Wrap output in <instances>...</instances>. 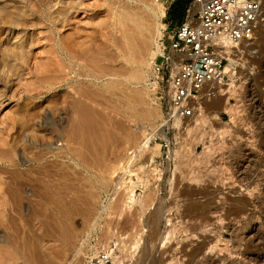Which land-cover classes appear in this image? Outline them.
Masks as SVG:
<instances>
[{
  "label": "rangeland",
  "instance_id": "1",
  "mask_svg": "<svg viewBox=\"0 0 264 264\" xmlns=\"http://www.w3.org/2000/svg\"><path fill=\"white\" fill-rule=\"evenodd\" d=\"M169 9L0 0V264H91L110 241L113 264H264V24L228 102L162 138L148 80Z\"/></svg>",
  "mask_w": 264,
  "mask_h": 264
},
{
  "label": "built area",
  "instance_id": "2",
  "mask_svg": "<svg viewBox=\"0 0 264 264\" xmlns=\"http://www.w3.org/2000/svg\"><path fill=\"white\" fill-rule=\"evenodd\" d=\"M173 1L164 0L168 5ZM263 24L264 0H192L184 19L164 28L148 80L155 99L163 95H157L158 90L165 89L163 129L190 117L204 99L222 92L236 72L230 58L254 42ZM115 247L110 241L91 264H113Z\"/></svg>",
  "mask_w": 264,
  "mask_h": 264
},
{
  "label": "bare ground",
  "instance_id": "3",
  "mask_svg": "<svg viewBox=\"0 0 264 264\" xmlns=\"http://www.w3.org/2000/svg\"><path fill=\"white\" fill-rule=\"evenodd\" d=\"M114 1V0H113ZM151 10H153V8L151 9ZM124 12H125V10H123ZM124 16V15H123ZM132 16H134V15H132ZM139 16V15H138ZM123 20V19H122ZM142 64H145L144 62H142ZM143 66V65H142ZM138 72V71H137ZM235 89H236V84H233V83H227L223 88H222V92L221 93H219V94H217L216 96H213V97H210L209 99H204V100H214L215 102H218V104H219V101L222 99V103L223 104H226L227 102H228V99H229V97L232 95V93L235 91ZM202 104V103H201ZM224 107V109L225 108H227V107H225V106H223ZM199 109L200 108H202V106L201 105H199V107H198ZM259 108H261V107H259ZM256 111V110H255ZM259 113H261V115L263 116L264 114V111H262V112H259ZM261 116V117H262ZM263 118V117H262ZM259 120H260V118H259ZM174 122H176V123H180V122H182V120H175ZM159 135L162 137V138H165L164 137V129L163 128H161V131L159 130ZM151 137L150 136H148V137H145L144 138V140L142 141V144H141V150H145L146 148H149L150 146H152L151 144H150V139ZM136 154H137V151H135V150H132V151H129V153H128V157L126 158V159H129V157L131 158L130 159V161H133L134 159H135V157H136ZM245 154V153H244ZM246 155V154H245ZM127 161H129V160H127ZM126 161V162H127ZM129 161V162H130ZM128 162V163H129ZM127 163V164H128ZM126 164V163H125ZM131 164V163H130ZM128 166V165H127ZM128 168H129V166H128ZM125 170V169H124ZM127 170V169H126ZM129 171V170H128ZM127 172V171H126ZM125 172V173H126ZM128 173V172H127ZM131 173V172H130ZM133 173V172H132ZM120 178H121V176H119V174L117 173V175H116V177H115V179H116V181H115V185L116 184H118L119 183V181H120ZM132 185L133 186H135V184L137 183V179H133L132 178ZM114 185V186H115ZM115 187H117V186H115ZM199 248V247H198ZM200 249V248H199ZM198 249V250H199ZM197 251V250H196ZM195 253V252H194ZM111 254L113 255V252H111ZM114 258V257H113Z\"/></svg>",
  "mask_w": 264,
  "mask_h": 264
},
{
  "label": "trees",
  "instance_id": "4",
  "mask_svg": "<svg viewBox=\"0 0 264 264\" xmlns=\"http://www.w3.org/2000/svg\"><path fill=\"white\" fill-rule=\"evenodd\" d=\"M191 1L192 0H174L170 4L167 16L173 18L176 23L181 22L185 17L187 5L190 4Z\"/></svg>",
  "mask_w": 264,
  "mask_h": 264
}]
</instances>
